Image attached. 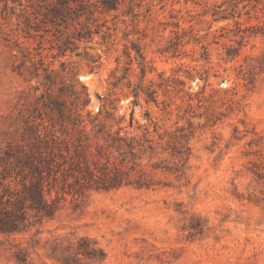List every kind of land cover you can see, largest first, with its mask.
<instances>
[{
    "label": "rangeland",
    "instance_id": "obj_1",
    "mask_svg": "<svg viewBox=\"0 0 264 264\" xmlns=\"http://www.w3.org/2000/svg\"><path fill=\"white\" fill-rule=\"evenodd\" d=\"M119 1L0 0V264H264V0ZM38 148L117 185L39 212Z\"/></svg>",
    "mask_w": 264,
    "mask_h": 264
},
{
    "label": "trees",
    "instance_id": "obj_2",
    "mask_svg": "<svg viewBox=\"0 0 264 264\" xmlns=\"http://www.w3.org/2000/svg\"><path fill=\"white\" fill-rule=\"evenodd\" d=\"M40 7L47 8V14H45L51 22L59 25L65 21L68 16L76 14L77 12L83 13L86 9L89 10L90 14L93 15L96 11L102 13H109L118 10L120 6L119 0H38ZM27 159L28 166L35 175L33 182L28 186V192L24 200L31 201V208H36L39 212H45L52 215L57 210V205L53 200L50 202L45 194V187L48 186V192H51L55 188V185L62 180V189L66 187L71 188L73 184L69 182V179L73 177L75 179V185L77 186V192L83 191V189H89L96 187L98 189H108L115 187V180L112 179V170L109 165H104L103 169L99 170L100 175L96 171L89 168L87 170H78L79 173L74 174L75 169L65 168V165L71 166L76 163L73 157L71 164H60L55 159V156L51 157L45 155V152L38 148L37 155H28ZM62 173V178H59V174ZM101 181L103 183H101ZM61 198H57L60 200ZM25 208V206H24ZM7 229H15L14 223L10 222L6 224Z\"/></svg>",
    "mask_w": 264,
    "mask_h": 264
}]
</instances>
